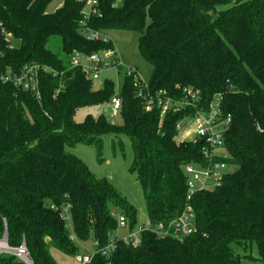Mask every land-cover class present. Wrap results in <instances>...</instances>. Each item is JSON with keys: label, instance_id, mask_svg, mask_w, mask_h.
Returning <instances> with one entry per match:
<instances>
[{"label": "trees", "instance_id": "trees-1", "mask_svg": "<svg viewBox=\"0 0 264 264\" xmlns=\"http://www.w3.org/2000/svg\"><path fill=\"white\" fill-rule=\"evenodd\" d=\"M52 1L0 0V75L20 74L32 61L49 67L40 70L39 97L0 81V238L25 242L35 264H58L53 249L76 256L78 243L90 238L88 264H264V0H100L102 16L90 27L138 33L140 55L152 66L150 93L165 89L179 98L188 87L197 94L195 104L162 122L158 106L146 108L133 75L125 74L117 91L113 79L97 87L71 66L75 52L115 45L81 34V3L64 0L49 12ZM116 94L122 123L104 114L75 120L79 108L110 103ZM215 95L221 115L231 116L225 143L234 170L213 190L194 194V232L179 240L146 230L136 245L113 238L114 214L133 228L137 208L68 147L94 145L101 160L104 138L128 137L148 220L168 225L186 204L185 167L209 164L203 142L178 140L176 124L207 110ZM0 264L22 262L1 253Z\"/></svg>", "mask_w": 264, "mask_h": 264}, {"label": "built area", "instance_id": "built-area-1", "mask_svg": "<svg viewBox=\"0 0 264 264\" xmlns=\"http://www.w3.org/2000/svg\"><path fill=\"white\" fill-rule=\"evenodd\" d=\"M83 5L81 11L82 18L79 21V30L81 34L88 40L95 41L103 39L105 41L111 39L108 33L95 30L90 27L89 21L93 17H101L100 0H76ZM122 0H116L115 5H119ZM71 66L80 67L86 78L97 83L101 80L103 72L109 70H117L124 66L123 61L119 55V51L116 46L101 50L92 54H83L75 52L71 56ZM49 70V67L42 66L39 63L32 61L25 64L20 74H3L0 75L1 82H12L15 86L21 87L25 90L35 92L39 97V73L40 70ZM127 75H133L140 81L141 91L140 96H143L146 108L151 109L153 106H158L161 111V122L168 112L180 113L187 107L195 104L198 99L197 94L191 88H183L181 97H174L165 89H159L155 94L150 93L148 83H143V79L136 67L128 66ZM142 79V80H141ZM104 79L102 80V82ZM145 81V80H144ZM102 84V83H101ZM142 87H146L143 90ZM111 105L113 113L118 114L122 105L120 96L116 94L111 99ZM231 123V116L221 115L220 110V98L213 100L209 105V108L205 111L196 110L193 115H183L177 122L176 129L178 131V138L180 140L196 141L201 140L203 142L202 153L209 160L207 166L187 165L185 167V173L187 175V197L184 210L180 216L171 221L168 225L158 222L153 224L151 221L140 225L139 235L133 233L123 238L126 243L136 245L140 241V234L143 231H152L159 236H165L167 234L175 235L179 240H183L185 236L194 232V207L192 205V199L194 194L198 190H213L219 186L227 173L234 170V166L228 163L230 155L226 150L225 133ZM231 166H233L231 168ZM117 217L118 227L129 226L128 220L123 214H114ZM114 248V243L111 242L104 250L103 254H108L110 250ZM95 251V250H94ZM7 253L16 257L22 264H35L28 247L25 242L19 246H11L4 238H0V254ZM93 253L91 254H78L75 256L76 260L80 264L90 263Z\"/></svg>", "mask_w": 264, "mask_h": 264}, {"label": "rangeland", "instance_id": "rangeland-1", "mask_svg": "<svg viewBox=\"0 0 264 264\" xmlns=\"http://www.w3.org/2000/svg\"><path fill=\"white\" fill-rule=\"evenodd\" d=\"M63 1L64 0H53L48 6V11L52 12L56 10L61 6ZM108 33L119 51L124 66L119 69V72L114 69L103 72L101 80L97 81L95 85L97 87L101 86V83H103L102 80L105 78L113 79L117 91H119L123 86L128 66L136 67L143 79H141L143 83H148L152 66L140 55L138 48V33L134 31H109ZM13 44H15V41ZM217 98L218 95H215L214 100ZM88 114L94 116L104 114L106 118L113 123H122L123 121L121 114L113 113L111 103L81 107L75 114V120L81 122ZM177 139L180 140L179 138ZM103 143L104 148L101 160L99 159L97 148L94 145L77 143L73 147H68V151L81 158L97 177L108 178L127 201L137 208V224L133 228H130V226L118 227L113 232L112 237L123 239L128 237L131 232L138 233L139 235L140 225L148 221V216L143 190L137 181L136 174L130 171V165L133 160L132 142L126 136L113 138L108 136L104 138ZM232 167L233 166H231V168ZM67 223L68 226L71 227L69 218H67ZM3 238L7 240L6 235ZM78 248L80 254L93 253L95 250L93 239L90 238L88 241L79 242ZM52 254L58 264H80L77 262L75 256L67 255L57 249H53ZM253 255L257 256L255 250ZM242 261L248 263L252 261V259L243 257Z\"/></svg>", "mask_w": 264, "mask_h": 264}, {"label": "water", "instance_id": "water-1", "mask_svg": "<svg viewBox=\"0 0 264 264\" xmlns=\"http://www.w3.org/2000/svg\"><path fill=\"white\" fill-rule=\"evenodd\" d=\"M7 237V236H6Z\"/></svg>", "mask_w": 264, "mask_h": 264}]
</instances>
